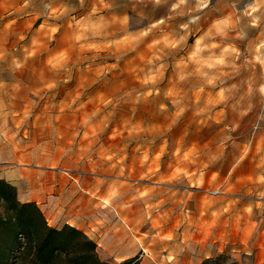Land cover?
<instances>
[{
	"label": "rangeland",
	"instance_id": "obj_1",
	"mask_svg": "<svg viewBox=\"0 0 264 264\" xmlns=\"http://www.w3.org/2000/svg\"><path fill=\"white\" fill-rule=\"evenodd\" d=\"M0 160L140 264H264V0H0Z\"/></svg>",
	"mask_w": 264,
	"mask_h": 264
},
{
	"label": "trees",
	"instance_id": "obj_2",
	"mask_svg": "<svg viewBox=\"0 0 264 264\" xmlns=\"http://www.w3.org/2000/svg\"><path fill=\"white\" fill-rule=\"evenodd\" d=\"M13 260L15 264H108L85 233L69 225L51 227L35 202L20 203L15 187L0 180V264ZM122 264L140 262L132 258Z\"/></svg>",
	"mask_w": 264,
	"mask_h": 264
},
{
	"label": "crops",
	"instance_id": "obj_3",
	"mask_svg": "<svg viewBox=\"0 0 264 264\" xmlns=\"http://www.w3.org/2000/svg\"><path fill=\"white\" fill-rule=\"evenodd\" d=\"M5 157L3 161L21 160L24 156L19 155L14 150ZM10 179V175L7 177V175L0 173V180ZM69 198L68 209L65 207L58 211L49 205L45 211H42L51 227L61 229L69 225L82 231L97 244L98 253L103 260H126L134 257L135 254L133 255L130 251L132 247L138 246L140 239L130 230L138 229L141 223H116L113 226H107L106 222L99 220L97 205L91 196L82 195L75 200ZM73 200L74 202H71ZM38 201L34 200L36 203ZM27 202H29V195ZM142 234L145 235L144 231Z\"/></svg>",
	"mask_w": 264,
	"mask_h": 264
}]
</instances>
